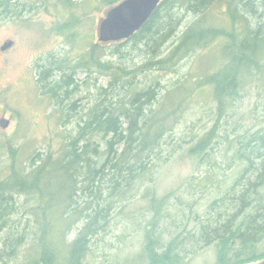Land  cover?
Returning <instances> with one entry per match:
<instances>
[{
	"label": "rangeland",
	"instance_id": "rangeland-1",
	"mask_svg": "<svg viewBox=\"0 0 264 264\" xmlns=\"http://www.w3.org/2000/svg\"><path fill=\"white\" fill-rule=\"evenodd\" d=\"M104 2L0 0V119L10 121L7 128L0 125V179L9 174L13 158L29 166L34 154L51 151L57 159L97 102L128 101L123 82L132 79L133 84L127 88L144 90L152 86L156 94L146 104L148 114L164 107L176 108L178 113L168 119L171 126L155 149L147 173L120 183L111 193L114 196L109 194L111 188L104 189L99 205L95 188L91 195L87 190L91 181L81 174H67L68 180L77 179L74 184L80 191L69 201L78 213L64 227L65 237L69 242L75 239L86 224L88 212L95 207L107 208L104 225L90 237L82 264H153L145 253L150 236L158 239L155 247L159 253L173 242L172 253L179 255L175 264H219V247L217 243L205 244L201 223L214 220L218 210L229 203L227 200L221 208L212 206L229 193L247 166L237 156V150L248 152L251 138L264 134V88H248L225 116L218 118L212 90L196 84L218 64V46L199 48L174 68L144 66L149 59L167 57L186 27L201 18L187 6L176 14L180 18L176 30L154 49L134 41L103 44V64L136 71V75L112 85L110 66H96L95 61L92 65L80 64L99 42L98 27L108 9ZM226 8V3L217 2L202 19L219 25ZM250 17L255 23L258 20L254 15ZM9 42L12 44L2 49ZM69 76L67 93L59 88L56 94L50 92L57 81ZM208 134H212L208 147L202 153L191 154L190 149ZM255 147L254 165L260 168L264 162L263 140ZM12 151H16V157ZM255 170L256 167L250 172ZM50 181L58 190L59 180ZM152 198L166 199L163 206H157L161 208L158 214L152 208ZM12 200L13 212L0 230V251L7 249L9 242L0 264H31L38 256V199L15 193ZM72 208L69 204L67 209L73 211ZM53 209L56 212L50 220L63 224V205ZM251 211L254 208L246 213ZM259 246L264 251V240Z\"/></svg>",
	"mask_w": 264,
	"mask_h": 264
},
{
	"label": "trees",
	"instance_id": "trees-1",
	"mask_svg": "<svg viewBox=\"0 0 264 264\" xmlns=\"http://www.w3.org/2000/svg\"><path fill=\"white\" fill-rule=\"evenodd\" d=\"M120 1L105 0L104 5L109 8ZM217 2L227 5L222 13L224 19L219 25L207 24L205 14ZM184 6L201 18L186 27L167 57L149 59L144 66L147 69L174 68L195 50L218 46V64L196 84L212 90L216 113L221 118L248 88L253 85L264 88V0H162L143 27L130 39L119 43L134 41L150 49L158 47L176 30L180 22L176 14ZM253 15L258 18L256 23L250 17ZM103 48L102 43H95L89 50L88 58H83L80 64L92 65L95 61L96 66H110L113 69L112 85L136 75V71L126 72L123 66L103 64L100 58ZM70 79L71 76L57 81L50 92L56 94L59 88L67 93ZM132 82L129 79L122 84L128 92L127 102L101 100L91 107L87 119L79 123L77 134L62 148L57 159L51 151L34 154L29 166L19 164V160L13 158L9 174L0 179V230L5 228L13 212L14 205L10 202L15 193L38 199L36 208L40 213L35 211L36 215H41L37 219L40 230L39 234L36 233L38 256L32 259L31 264H82L90 237L104 225L107 208L95 207L88 212L86 224L76 238L71 242L66 239L64 227L78 213V209L69 201L76 191H80L74 184L77 179L68 180L67 174L70 177L73 173L81 174L91 181L87 190L91 195L92 187L95 188L94 196L99 205L105 190L111 188L109 194L114 196L111 193L118 189L120 183L141 177L152 164V155L171 126L168 119H172L178 110L164 107L159 112L151 111L148 114L146 104L156 94L154 87L144 90L127 88ZM210 135L191 148L190 153H202L209 145ZM259 140H263L264 144V134L251 138L247 143L250 145L248 152L237 150V156L247 166L236 178L229 193L216 199L212 206L221 208L227 200L229 203L226 208L218 210V217L214 220L209 218L208 223H201L202 240L207 245L217 243L219 247V264H249L264 258V251L259 246L264 240V162L258 168L254 165L253 156ZM102 147L105 150H101ZM12 152L16 157V151ZM255 167L256 170L250 172ZM53 178L59 180L58 190L50 181ZM151 201L152 208L158 214L161 208L157 206H163L166 199L152 198ZM59 204L63 205V224L50 220L56 212L53 208ZM69 204L73 206V211L67 209ZM112 204V201L109 202L107 207L110 208ZM250 208H254V211L246 213ZM157 240L150 236L146 245L145 253L150 261L153 264H175L179 255L172 253L173 242L159 253L155 247ZM9 241L13 244L11 242L14 240L9 238ZM6 245L7 249L0 251V262L5 259L9 242Z\"/></svg>",
	"mask_w": 264,
	"mask_h": 264
},
{
	"label": "water",
	"instance_id": "water-1",
	"mask_svg": "<svg viewBox=\"0 0 264 264\" xmlns=\"http://www.w3.org/2000/svg\"><path fill=\"white\" fill-rule=\"evenodd\" d=\"M162 0H121L107 9L106 16L98 27V41L102 44L130 39L151 18ZM7 43L2 49L10 46ZM9 119H0V125L7 128ZM249 264H264V258Z\"/></svg>",
	"mask_w": 264,
	"mask_h": 264
}]
</instances>
